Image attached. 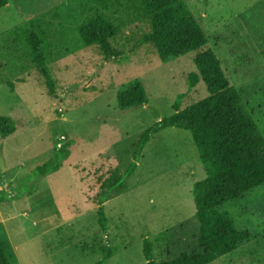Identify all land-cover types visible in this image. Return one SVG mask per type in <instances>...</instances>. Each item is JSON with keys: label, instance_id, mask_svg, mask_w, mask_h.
<instances>
[{"label": "rangeland", "instance_id": "obj_1", "mask_svg": "<svg viewBox=\"0 0 264 264\" xmlns=\"http://www.w3.org/2000/svg\"><path fill=\"white\" fill-rule=\"evenodd\" d=\"M185 5L209 44L168 63L142 43L149 26L126 0H10L0 12V118L16 128L8 139L0 135V244L11 264H99L106 247L107 264H148L146 241L157 262L200 251L194 188L207 174L188 131L152 136L124 193L105 204L107 234L97 203L99 180L127 176L142 135L176 114L179 96L182 110L209 97L204 82L189 86L200 53L218 55L264 135V0ZM97 11L120 30L113 45L122 55L110 61L78 35ZM32 33L47 42L55 97L30 57ZM135 81L149 103L121 109L118 95ZM55 132L67 135L58 134L61 147L73 143L71 155L41 177L34 170L54 157ZM240 203L227 212L254 240L214 264H264V188Z\"/></svg>", "mask_w": 264, "mask_h": 264}, {"label": "trees", "instance_id": "obj_2", "mask_svg": "<svg viewBox=\"0 0 264 264\" xmlns=\"http://www.w3.org/2000/svg\"><path fill=\"white\" fill-rule=\"evenodd\" d=\"M126 6L148 24L149 32L142 43L151 45L164 63L199 52L209 44L208 36L185 5V0H126ZM9 7L10 0H0V12ZM119 34L120 30L98 11L78 27L80 42L86 47H99L106 61L122 55L113 45ZM28 46L33 63L46 79L50 94L55 97L57 83L49 65L45 38L32 33ZM195 65L197 73L189 76L190 89L204 82L209 97L182 110L185 96H179L175 104L176 114L142 135L135 163L127 176L111 173L109 178L99 180V223L107 234L105 204L115 195L124 193L126 177L135 172L152 136L169 128L192 134L207 174L206 179L198 182L194 188L200 251L184 254L174 261L157 262L152 244L146 241L144 253L148 264H214L254 240L248 230L237 227L227 208L240 202L241 205L249 194L264 188V135L238 91L231 86L218 55L213 50L200 53ZM118 103L121 109H129L145 106L149 99L143 85L135 81L119 93ZM15 133L13 122L1 117L2 138L8 139ZM58 134L55 132L54 157L36 168L34 174L47 177L57 172L70 157L73 143L61 147L60 141H57ZM59 135L67 136L65 133ZM112 254V250L106 247L99 264H107ZM0 264H11L1 244Z\"/></svg>", "mask_w": 264, "mask_h": 264}, {"label": "water", "instance_id": "obj_3", "mask_svg": "<svg viewBox=\"0 0 264 264\" xmlns=\"http://www.w3.org/2000/svg\"><path fill=\"white\" fill-rule=\"evenodd\" d=\"M0 157H2L1 152H0ZM2 163L4 164V169L7 170L6 167H5V163H4V160L3 159H2Z\"/></svg>", "mask_w": 264, "mask_h": 264}]
</instances>
